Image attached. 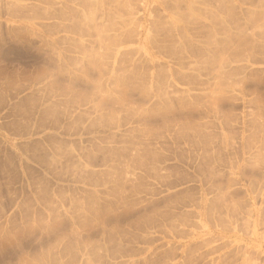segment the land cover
<instances>
[{"label": "rangeland", "instance_id": "1", "mask_svg": "<svg viewBox=\"0 0 264 264\" xmlns=\"http://www.w3.org/2000/svg\"><path fill=\"white\" fill-rule=\"evenodd\" d=\"M0 264H264V0H0Z\"/></svg>", "mask_w": 264, "mask_h": 264}]
</instances>
